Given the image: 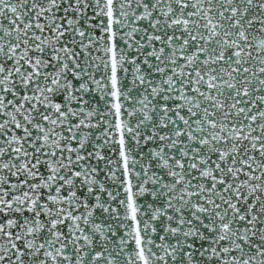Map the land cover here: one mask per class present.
<instances>
[{"label":"snow or ice","instance_id":"snow-or-ice-1","mask_svg":"<svg viewBox=\"0 0 264 264\" xmlns=\"http://www.w3.org/2000/svg\"><path fill=\"white\" fill-rule=\"evenodd\" d=\"M0 264H264V0H0Z\"/></svg>","mask_w":264,"mask_h":264}]
</instances>
